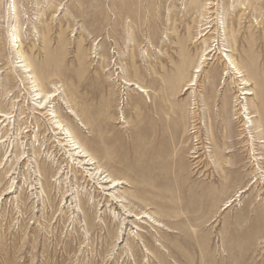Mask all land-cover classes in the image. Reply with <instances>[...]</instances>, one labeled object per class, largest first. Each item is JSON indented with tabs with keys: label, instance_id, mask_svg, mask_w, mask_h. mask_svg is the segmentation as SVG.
Here are the masks:
<instances>
[{
	"label": "rangeland",
	"instance_id": "1",
	"mask_svg": "<svg viewBox=\"0 0 264 264\" xmlns=\"http://www.w3.org/2000/svg\"><path fill=\"white\" fill-rule=\"evenodd\" d=\"M0 110V264H264V0H0Z\"/></svg>",
	"mask_w": 264,
	"mask_h": 264
},
{
	"label": "bare ground",
	"instance_id": "2",
	"mask_svg": "<svg viewBox=\"0 0 264 264\" xmlns=\"http://www.w3.org/2000/svg\"><path fill=\"white\" fill-rule=\"evenodd\" d=\"M13 35H15V41H16V43L15 44H13L16 48V51H17V53H18V55L20 56V58H21V62L20 63H22V64H20L19 66L21 67V70H22V72L23 73H26V72H30L26 77H28L29 79H31V81H32V79H34V77H32V73H31V71H32V69H31V67L29 66V64L26 62V60H25V57H24V54L21 52V49L19 48L20 47V43H19V37L14 33ZM214 50V49H213ZM211 52V51H210ZM230 62H232L233 63V61H232V59L230 58ZM198 71V70H197ZM37 91V90H36ZM249 94V93H251V92H246V94ZM42 93L41 92H38V94H37V99L36 100H38L39 98H43V96L41 95ZM36 95V94H35ZM50 97H53L54 95H49ZM48 99V96L46 97V99L45 100H41L39 103H38V107H39V109H45L46 107H47V100ZM54 110H52L50 113H49V115L50 114H52L54 117H55V113H56V111L55 112H53ZM12 116H13V112H5V111H3V110H0V122L2 123V122H4V121H6V120H8V119H10V118H12ZM56 123H57V126H56V129H59V128H61L62 127V124L60 123V121H56ZM81 125L82 126H84L83 125V123H81ZM253 125V124H252ZM61 134H63V132H61ZM69 137V136H68ZM8 139H6V137L5 136H2L1 138H0V145L2 144V143H5L6 141H7ZM75 146H73V148H71V150H73V151H76V150H78V154L77 155H82V156H84V155H88V153H87V151L85 150V148H83V146L80 144V142L79 141H77L76 142V144H74ZM11 147V146H10ZM9 147V148H10ZM10 150V149H9ZM9 150L7 151V153L5 154V156L2 158V160L1 161H8V159L11 157V154H10V152H9ZM95 159H90V164H94L95 163ZM120 183H124V181H121V180H114V184L117 186L118 184H120ZM11 192V190L9 191V193Z\"/></svg>",
	"mask_w": 264,
	"mask_h": 264
}]
</instances>
